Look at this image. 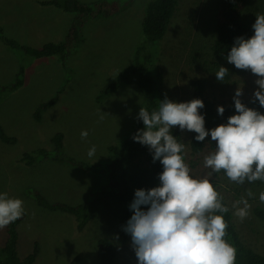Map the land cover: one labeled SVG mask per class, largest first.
<instances>
[{"label": "rangeland", "instance_id": "374dc122", "mask_svg": "<svg viewBox=\"0 0 264 264\" xmlns=\"http://www.w3.org/2000/svg\"><path fill=\"white\" fill-rule=\"evenodd\" d=\"M42 1L47 0H0L3 33L32 47L65 40L74 14ZM146 2L132 0L118 14L87 20L79 31L76 46L70 45L65 60L57 55L24 54L0 38V125L17 138V142L10 144L0 139V193L23 201L18 250L24 257L37 241L40 254L34 264H69L74 256L80 257L79 264H98L97 241L104 236L117 245L116 264H138L130 235L125 243L117 240L124 213V206L117 200L108 198L102 202L95 218L83 230H78L75 216L39 206L27 192L28 188L36 187L51 201L79 204L99 186L100 176L51 158H36L28 165L21 157L24 152L39 147L52 150L51 138L62 131L65 153L96 162L108 158V146L120 143L129 133L144 105L143 90L136 84H128L108 95L101 93L131 64L135 48L144 40L141 22ZM216 8L217 0H180L165 36L153 45L157 63L164 73V96L173 102L191 101L190 81L197 77L207 80L206 96L217 106L234 105L238 87L243 89L244 104L253 99L258 88L257 77L250 70L237 69L227 59L217 60L212 53ZM256 14H264V0H247L243 20L252 26ZM20 66L25 68L24 82L10 90L8 87ZM220 66L229 70L223 82L215 75ZM54 96H58L56 104L44 111L40 119L35 118L36 108ZM82 131L88 132L87 138L81 137ZM181 133L185 163L191 175L204 178L211 172L204 167V157L214 150L215 142L209 136L203 152L194 156L189 148V132ZM93 145L96 152L89 157L88 151ZM208 179L213 186L218 183L217 188L231 207L243 241L264 253V222L253 212L256 206L264 207V202L259 200L264 181H246L241 185L229 180L225 173H213ZM249 189L253 193L251 197L247 195ZM241 198L247 199L251 206L243 220L234 215L232 208ZM5 238L6 227L0 228V246Z\"/></svg>", "mask_w": 264, "mask_h": 264}, {"label": "clouds", "instance_id": "9594fccd", "mask_svg": "<svg viewBox=\"0 0 264 264\" xmlns=\"http://www.w3.org/2000/svg\"><path fill=\"white\" fill-rule=\"evenodd\" d=\"M252 28L250 38L235 39L226 59L257 77L252 102L258 101L264 107V14H256ZM228 72L220 66L215 73L217 80L223 82ZM242 95L243 89L238 87L233 97L236 114L210 130L199 111L205 107L199 98L173 102L165 96L157 110L140 108L137 119L142 120L144 128L134 134L133 140L149 148L153 162L159 161L163 171L158 175V186L135 190L129 205L133 214L123 226L131 237L138 264H235V249L225 239L227 222L217 214L230 209L208 177L223 171L229 180L241 185L264 181V114L246 106ZM217 111L222 116L225 108L219 106ZM177 126L182 132H195L196 141L203 142L210 135L215 142L214 150L204 157V167L211 169L204 178L191 175L182 154L184 144L171 131ZM87 136L88 132L82 131L81 137ZM95 152L93 145L88 156ZM247 195L253 196L250 189ZM259 200L264 202V191ZM250 207L245 198L232 204L234 215L241 220L247 217ZM23 214L21 199L0 193V228Z\"/></svg>", "mask_w": 264, "mask_h": 264}, {"label": "trees", "instance_id": "16d2710c", "mask_svg": "<svg viewBox=\"0 0 264 264\" xmlns=\"http://www.w3.org/2000/svg\"><path fill=\"white\" fill-rule=\"evenodd\" d=\"M132 0H100L92 3L78 0H47L43 4L54 5L64 11L74 14L70 31L65 40L45 42L40 47L23 45L3 33L0 26V38L9 47L20 50L24 54L35 57H46L57 55L62 60L68 56L70 45L76 46L77 39L83 24L89 19L99 17L107 18L118 14L120 10ZM180 0H147L143 9L141 29L143 42L135 48L134 58L130 65L123 68L102 91V95H108L117 90L122 85L136 84L145 94L143 107L149 112L157 110L160 101L165 98L164 93V73L160 64L157 63L154 44L165 36L172 18L174 17ZM247 0H217L215 28L216 38L211 44V50L217 60L226 59L231 47L237 37L244 36L250 38L254 34L251 25L247 24L243 18V11ZM73 47V46H72ZM157 53V49H156ZM25 68L20 66L15 80L8 87L14 90L23 84ZM207 80L197 77L190 81L192 87V99H202L205 107L200 109V113L205 116L206 129H212L222 123H227V118L236 114L235 106L223 104L224 114H218V107L206 96ZM58 96L42 102L35 110L34 117L41 118V115L51 106L55 105ZM253 100V99H252ZM252 100L245 104L264 114V107H260L259 102ZM136 116L129 133L118 144L108 146L109 156L96 162H89L68 155L64 152V138L62 131H57L51 141L52 150L39 147L32 151L23 153L21 160L31 165L36 158H51L52 160L65 163L70 167L85 173L96 174L101 177L99 186L93 190L89 197L79 204H69L63 201H51L40 189L36 187L28 188L27 192L34 198L39 206L50 210H58L75 216L78 230H83L86 225L95 218L102 202L112 198L124 206V213L117 233V240L125 243L129 234L123 231V226L132 216L129 205L134 199L137 189H151L159 185L158 175L163 171V166L159 161L153 162V156L147 146L133 140L134 134L144 128L142 120ZM172 134L176 136L180 143L185 142L182 138L181 130L174 127ZM195 132H189V148L192 155L197 156L203 152L208 137L203 142L196 141ZM0 139L6 143H15L17 138L9 135L0 125ZM220 173H224L221 171ZM220 173H214L218 175ZM258 181V180H257ZM217 183V182H216ZM214 187L223 198L222 203L230 210L228 213H217L224 216L227 222L225 239L235 249V264H264V253L259 252L246 244L238 231L234 221L233 212L226 198L217 188ZM218 184V183H217ZM145 208V206H142ZM146 209V208H145ZM254 215L264 222V207L256 206L253 209ZM24 216V214H23ZM23 216L6 227V238L0 246V264H34L40 254V245L37 241L33 244V249L26 256L21 257L18 250L19 231L18 225ZM118 250L116 243L109 237H100L97 241V262L98 264H116ZM80 257L74 256L69 264H79Z\"/></svg>", "mask_w": 264, "mask_h": 264}]
</instances>
